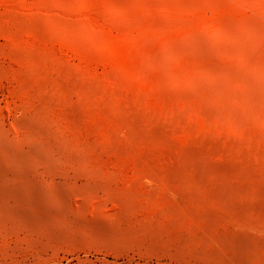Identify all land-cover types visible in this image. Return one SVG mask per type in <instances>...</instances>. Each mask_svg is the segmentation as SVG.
Here are the masks:
<instances>
[{"label":"rangeland","instance_id":"rangeland-1","mask_svg":"<svg viewBox=\"0 0 264 264\" xmlns=\"http://www.w3.org/2000/svg\"><path fill=\"white\" fill-rule=\"evenodd\" d=\"M15 109L109 236L0 227V264H264V0H0Z\"/></svg>","mask_w":264,"mask_h":264},{"label":"bare ground","instance_id":"bare-ground-1","mask_svg":"<svg viewBox=\"0 0 264 264\" xmlns=\"http://www.w3.org/2000/svg\"><path fill=\"white\" fill-rule=\"evenodd\" d=\"M15 110L10 116L0 114V227L11 226L19 231L39 225L69 226L85 234L109 236L98 225L76 222L66 210L63 191L55 184L47 189L42 186L46 180L35 174L40 167L46 168L39 142V134H42L31 116L22 109ZM7 119L21 129L22 137L27 138L25 143L9 134L4 125ZM241 242L240 247L245 245Z\"/></svg>","mask_w":264,"mask_h":264}]
</instances>
